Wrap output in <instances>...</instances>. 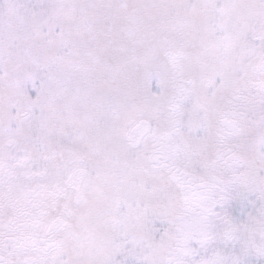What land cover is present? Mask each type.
Returning a JSON list of instances; mask_svg holds the SVG:
<instances>
[{"label":"snow or ice","instance_id":"6c2138e0","mask_svg":"<svg viewBox=\"0 0 264 264\" xmlns=\"http://www.w3.org/2000/svg\"><path fill=\"white\" fill-rule=\"evenodd\" d=\"M0 264H264V0H0Z\"/></svg>","mask_w":264,"mask_h":264}]
</instances>
